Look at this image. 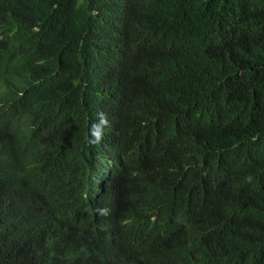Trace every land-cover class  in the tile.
<instances>
[{
  "label": "trees",
  "instance_id": "obj_1",
  "mask_svg": "<svg viewBox=\"0 0 264 264\" xmlns=\"http://www.w3.org/2000/svg\"><path fill=\"white\" fill-rule=\"evenodd\" d=\"M111 80L126 91L112 105L130 90L146 109L118 126L122 255L264 264V0H0V91L11 99L0 112V223L16 224L2 228L0 264H68L64 227L82 218L59 205L73 198L62 189L90 182L83 102ZM13 112L55 127L51 170L30 175L10 148ZM184 228L199 250L177 242Z\"/></svg>",
  "mask_w": 264,
  "mask_h": 264
},
{
  "label": "clouds",
  "instance_id": "obj_2",
  "mask_svg": "<svg viewBox=\"0 0 264 264\" xmlns=\"http://www.w3.org/2000/svg\"><path fill=\"white\" fill-rule=\"evenodd\" d=\"M99 78L103 74L97 73ZM120 85L117 81L111 80L107 83L106 89L97 90L92 99H86L83 105L86 107V115L91 118L88 122L86 134L89 144L93 147L94 164L86 174L90 182L80 192V182L77 189L74 182L65 186L62 192L70 191L72 200L63 198L59 205L65 202L69 210L78 209L81 213L82 222L78 225L73 223L71 227H64L69 232L70 237L65 243L63 258L68 264H172L171 254L167 249H155L151 252H144L140 257L125 256L121 253V246L116 238L119 235L118 225L114 221V209L118 205L117 197L113 195L126 164L123 139L124 130L118 127L122 121H130L135 113L145 112L143 105H139L136 95L130 90L121 107L112 105L115 101L122 100L124 94H119L114 89ZM0 91V112L5 111L11 104V99L7 100ZM96 112V113H95ZM95 113V114H94ZM6 125L10 127L11 138H9L10 148L18 153L26 155L25 168L30 175L39 174L42 169H52L51 158L54 156L52 147V137L55 127L44 124L36 116L29 114L11 113L7 116ZM35 146V161L31 162L29 153ZM43 147L46 150H43ZM77 183V182H75ZM67 208V206H66ZM1 209V208H0ZM1 211H3L1 209ZM34 220V216L29 217V221ZM0 233L2 228L8 230L7 225L15 229L13 219H1ZM12 223V225H11ZM89 231H96L102 238L92 239L88 236ZM77 240L72 243L74 235ZM80 233V234H79ZM72 236V237H71ZM177 242L181 245L189 246L199 250L200 241L198 236L184 228L177 237ZM75 244V245H73ZM81 252V255L77 253Z\"/></svg>",
  "mask_w": 264,
  "mask_h": 264
}]
</instances>
